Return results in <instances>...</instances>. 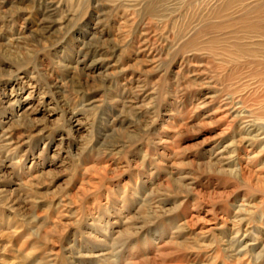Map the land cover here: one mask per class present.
I'll use <instances>...</instances> for the list:
<instances>
[{
  "label": "rangeland",
  "instance_id": "obj_1",
  "mask_svg": "<svg viewBox=\"0 0 264 264\" xmlns=\"http://www.w3.org/2000/svg\"><path fill=\"white\" fill-rule=\"evenodd\" d=\"M125 1L0 0V264H264V150L205 100L264 80V0L142 2L212 18L181 73Z\"/></svg>",
  "mask_w": 264,
  "mask_h": 264
},
{
  "label": "bare ground",
  "instance_id": "obj_2",
  "mask_svg": "<svg viewBox=\"0 0 264 264\" xmlns=\"http://www.w3.org/2000/svg\"><path fill=\"white\" fill-rule=\"evenodd\" d=\"M154 1L157 0H126L120 6L123 10L122 17L125 19L121 25H128L131 29L134 28V32L140 31L137 38L138 48H140L139 52H146V56L150 57L151 61H159L170 55H179L181 59L178 65L179 70L176 73H181V71L188 70L190 67L196 68L193 57L195 55L193 51L195 50L193 48L200 44L196 42L195 32L206 21L210 22L212 18H166L162 20L163 22H161L160 26L155 27H151L143 23V21H137L141 3H153ZM174 5L169 8L165 7L163 12L167 13L174 10ZM160 8L162 9L163 7ZM49 9L51 15H55L58 5L55 6V3L52 2ZM161 9L160 11L162 12ZM129 15L130 18H127ZM144 29L146 33H142ZM260 40L259 42H261ZM197 71H188V75L185 78H191L190 80L195 82L198 81L199 77L203 76L199 82H205L206 84L209 82L216 85L217 78L211 75L207 77L206 72L201 71L198 73ZM246 78L247 76L244 77V79ZM263 81L262 78L255 79L252 82L248 79L246 81L247 86L243 89H240L239 86L227 87L224 88L226 92L225 90L224 92L219 90L217 95L205 97L208 103H218L222 107L221 111L226 112L225 116L230 122H239L243 140L259 141L261 150H264V92L260 89ZM241 221L238 220V223H241Z\"/></svg>",
  "mask_w": 264,
  "mask_h": 264
}]
</instances>
